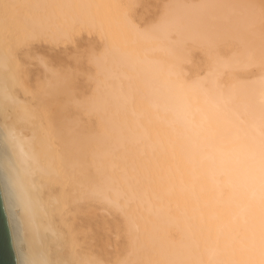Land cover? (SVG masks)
<instances>
[{"label":"bare ground","instance_id":"1","mask_svg":"<svg viewBox=\"0 0 264 264\" xmlns=\"http://www.w3.org/2000/svg\"><path fill=\"white\" fill-rule=\"evenodd\" d=\"M138 2L0 0L17 264H264V0H166L145 24ZM79 29L102 44L76 98L55 47ZM94 204L121 212L127 248Z\"/></svg>","mask_w":264,"mask_h":264},{"label":"rangeland","instance_id":"2","mask_svg":"<svg viewBox=\"0 0 264 264\" xmlns=\"http://www.w3.org/2000/svg\"><path fill=\"white\" fill-rule=\"evenodd\" d=\"M166 0H139L134 7V16L140 24H145L150 21L154 16H159L161 13L163 2ZM73 41L62 42L55 47L57 54L56 66L61 71V74L70 72L73 95L76 98L81 96H87L92 90V83L89 79V72L91 71V65L88 61V55L92 51H97L102 42L98 34L94 31H87L79 29L73 35ZM202 57V58H201ZM192 62L201 61L204 59L203 55L199 50L192 52ZM190 65V64H189ZM189 65H186L187 67ZM64 87V86H63ZM65 93L60 94V100H64ZM75 110V108H73ZM92 130L95 127V121H91ZM93 167L89 166V171H92ZM93 217L97 216L100 219V214L103 216L104 221L109 226L107 231V237L109 240L114 238L121 239L125 248H127L128 239L130 238L127 232V227L124 221V217L120 211L114 210L106 206L102 212L99 213L100 209L96 204L91 209ZM117 234V235H116Z\"/></svg>","mask_w":264,"mask_h":264},{"label":"water","instance_id":"3","mask_svg":"<svg viewBox=\"0 0 264 264\" xmlns=\"http://www.w3.org/2000/svg\"><path fill=\"white\" fill-rule=\"evenodd\" d=\"M0 264H17L0 190Z\"/></svg>","mask_w":264,"mask_h":264}]
</instances>
